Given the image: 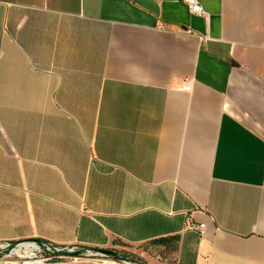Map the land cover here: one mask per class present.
<instances>
[{
    "label": "crops",
    "instance_id": "obj_1",
    "mask_svg": "<svg viewBox=\"0 0 264 264\" xmlns=\"http://www.w3.org/2000/svg\"><path fill=\"white\" fill-rule=\"evenodd\" d=\"M199 1L0 0V242L264 264V0Z\"/></svg>",
    "mask_w": 264,
    "mask_h": 264
},
{
    "label": "built area",
    "instance_id": "obj_2",
    "mask_svg": "<svg viewBox=\"0 0 264 264\" xmlns=\"http://www.w3.org/2000/svg\"><path fill=\"white\" fill-rule=\"evenodd\" d=\"M192 13L204 14L205 10L199 0H186ZM191 90L190 81L184 86ZM188 228L201 233L205 232V224L189 223ZM80 251L79 253H77ZM111 258V259H110ZM111 260L113 264H143L128 256L110 257L89 247L59 245L48 241L26 240L20 242H0V264H101Z\"/></svg>",
    "mask_w": 264,
    "mask_h": 264
},
{
    "label": "water",
    "instance_id": "obj_3",
    "mask_svg": "<svg viewBox=\"0 0 264 264\" xmlns=\"http://www.w3.org/2000/svg\"><path fill=\"white\" fill-rule=\"evenodd\" d=\"M95 250L100 251V252H102V253L110 256V257H117L116 253L112 250H109V249H95ZM79 252L80 251H78L77 253H79ZM88 264H97V263H88Z\"/></svg>",
    "mask_w": 264,
    "mask_h": 264
},
{
    "label": "rangeland",
    "instance_id": "obj_4",
    "mask_svg": "<svg viewBox=\"0 0 264 264\" xmlns=\"http://www.w3.org/2000/svg\"><path fill=\"white\" fill-rule=\"evenodd\" d=\"M123 251L128 252V253H132V252H130V251H126V250H123ZM122 256H124V257L128 256V257H130V258H132V259H137V258H135V257H132L131 255H125V254H123ZM110 259H111V258H110ZM91 262H93V261H90V263H91ZM140 262H141V261H140ZM100 263H101V264H112L111 261H108L107 263H106L105 261H101ZM77 264H81V263H77ZM143 264H144V263H143ZM162 264H172V263L167 262V263H162Z\"/></svg>",
    "mask_w": 264,
    "mask_h": 264
},
{
    "label": "flooded vegetation",
    "instance_id": "obj_5",
    "mask_svg": "<svg viewBox=\"0 0 264 264\" xmlns=\"http://www.w3.org/2000/svg\"><path fill=\"white\" fill-rule=\"evenodd\" d=\"M114 252H115V251H114ZM116 256H117V257H119V256H120V254L116 253Z\"/></svg>",
    "mask_w": 264,
    "mask_h": 264
},
{
    "label": "bare ground",
    "instance_id": "obj_6",
    "mask_svg": "<svg viewBox=\"0 0 264 264\" xmlns=\"http://www.w3.org/2000/svg\"><path fill=\"white\" fill-rule=\"evenodd\" d=\"M108 261H111V260H108ZM108 261H106V263L108 262ZM112 262V261H111ZM113 264V263H112Z\"/></svg>",
    "mask_w": 264,
    "mask_h": 264
}]
</instances>
